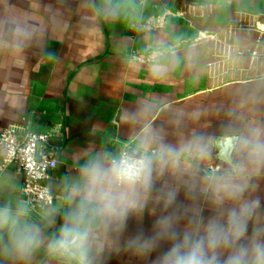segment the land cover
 Segmentation results:
<instances>
[{"label":"crops","instance_id":"0c3cea01","mask_svg":"<svg viewBox=\"0 0 264 264\" xmlns=\"http://www.w3.org/2000/svg\"><path fill=\"white\" fill-rule=\"evenodd\" d=\"M91 3L0 0V131L51 136L59 159L47 181L55 198L51 209L62 205L66 178L78 175L86 155L134 141L141 126L127 116L141 107L152 110L154 126L173 142L192 132H215L229 110L240 125L264 122V98H243L250 85L264 81V0H147L144 32L123 19L103 18ZM11 22L34 30L23 48L7 36ZM149 34L179 38L182 54L194 48L193 64L153 79L144 53ZM2 159L0 145V203L27 205L22 176L14 166L1 169ZM251 184L250 194L264 209V174ZM153 219L146 213L139 223L130 220L126 235L147 234ZM33 264H45L43 254ZM103 264L149 261L119 251L106 254Z\"/></svg>","mask_w":264,"mask_h":264},{"label":"clouds","instance_id":"9594fccd","mask_svg":"<svg viewBox=\"0 0 264 264\" xmlns=\"http://www.w3.org/2000/svg\"><path fill=\"white\" fill-rule=\"evenodd\" d=\"M146 4L92 0L90 6L144 32ZM33 35L24 23L7 28L17 48ZM146 39L153 79L193 64L196 50L182 54L179 38ZM243 98H264V81L250 85ZM152 114L149 107L129 112L127 118L141 126L134 141L85 156L78 175L66 178L59 208L34 216L23 203H0V264H33L41 254L45 264H103L106 254L119 251L149 264H264V209L250 194L251 179L264 174V122L240 125L229 110L215 132H192L173 142L154 126ZM146 213L154 217L150 231L126 235L129 221L139 223Z\"/></svg>","mask_w":264,"mask_h":264},{"label":"built area","instance_id":"2783aa9c","mask_svg":"<svg viewBox=\"0 0 264 264\" xmlns=\"http://www.w3.org/2000/svg\"><path fill=\"white\" fill-rule=\"evenodd\" d=\"M39 144H42V152L38 159ZM0 145L3 149L1 169L14 166L22 176L21 192L27 206L32 212L51 209L55 198L47 181L59 166L58 150L51 136L38 132L19 135L13 129L4 128L0 131Z\"/></svg>","mask_w":264,"mask_h":264},{"label":"water","instance_id":"95a60500","mask_svg":"<svg viewBox=\"0 0 264 264\" xmlns=\"http://www.w3.org/2000/svg\"><path fill=\"white\" fill-rule=\"evenodd\" d=\"M41 152H42V144H39V146H38V152H37L38 159L40 158Z\"/></svg>","mask_w":264,"mask_h":264}]
</instances>
